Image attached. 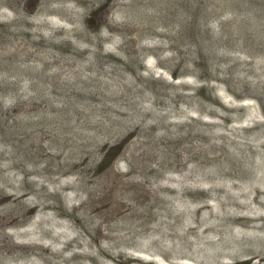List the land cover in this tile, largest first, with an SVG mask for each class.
I'll list each match as a JSON object with an SVG mask.
<instances>
[{
    "label": "rangeland",
    "instance_id": "374dc122",
    "mask_svg": "<svg viewBox=\"0 0 264 264\" xmlns=\"http://www.w3.org/2000/svg\"><path fill=\"white\" fill-rule=\"evenodd\" d=\"M227 7L0 0V264H264V35Z\"/></svg>",
    "mask_w": 264,
    "mask_h": 264
},
{
    "label": "trees",
    "instance_id": "16d2710c",
    "mask_svg": "<svg viewBox=\"0 0 264 264\" xmlns=\"http://www.w3.org/2000/svg\"><path fill=\"white\" fill-rule=\"evenodd\" d=\"M225 1H226L227 6H228L227 8L230 9L229 12H230L232 17L233 16L237 17L236 12H238L239 14H243L246 17H248L247 20L250 21V22H246L247 21L246 20L245 22H242V23H245L244 25H246L244 27V30L242 29V31H240V32H242V36L246 35V38H247V36H251L252 31L249 32V29H247V28L252 26V25L260 27V30L258 32H256V35H264V0H225ZM235 2L239 5H237V6L234 5L233 3H235ZM240 9H242V10H240ZM97 13H98V10L96 8H90L89 10H87V12L84 15L86 17V19H88V25L90 24V26L93 28L100 26L101 21H100L99 15H97ZM201 14L202 13H200V15ZM202 19L204 20L203 17L202 18L199 16H197L196 18L194 17L193 24H196V28L193 30L190 27V29L193 32H195V39L196 40L198 39L199 41L202 42V44H199V42H197V46L194 47L195 51H194L193 57H194L195 63H193V64H201V63L203 64L204 63L203 61H205L206 55L212 52L211 44L208 43L206 40H204V35H202V33L205 34L206 32H209V30H207L205 26L202 29H199L200 24L202 23L201 22ZM191 22H192V20H191ZM181 30L183 32L185 31L184 29H181ZM221 30H222V33H225L228 31L226 28H224V29L221 28ZM173 76L176 78L177 75L173 74ZM108 153L109 152L103 154V158H102L103 161L109 160V154ZM109 162H110V164H112L114 162V158H111Z\"/></svg>",
    "mask_w": 264,
    "mask_h": 264
},
{
    "label": "bare ground",
    "instance_id": "6f19581e",
    "mask_svg": "<svg viewBox=\"0 0 264 264\" xmlns=\"http://www.w3.org/2000/svg\"><path fill=\"white\" fill-rule=\"evenodd\" d=\"M246 224V223H245ZM242 225H244V224H242Z\"/></svg>",
    "mask_w": 264,
    "mask_h": 264
}]
</instances>
